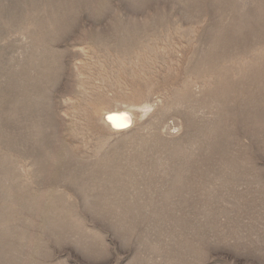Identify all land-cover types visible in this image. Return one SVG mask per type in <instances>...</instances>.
I'll list each match as a JSON object with an SVG mask.
<instances>
[{
    "label": "rangeland",
    "instance_id": "1",
    "mask_svg": "<svg viewBox=\"0 0 264 264\" xmlns=\"http://www.w3.org/2000/svg\"><path fill=\"white\" fill-rule=\"evenodd\" d=\"M0 264H264V0H0Z\"/></svg>",
    "mask_w": 264,
    "mask_h": 264
},
{
    "label": "bare ground",
    "instance_id": "2",
    "mask_svg": "<svg viewBox=\"0 0 264 264\" xmlns=\"http://www.w3.org/2000/svg\"><path fill=\"white\" fill-rule=\"evenodd\" d=\"M107 122L117 130H124L131 125L132 117L127 111H110L107 114Z\"/></svg>",
    "mask_w": 264,
    "mask_h": 264
}]
</instances>
